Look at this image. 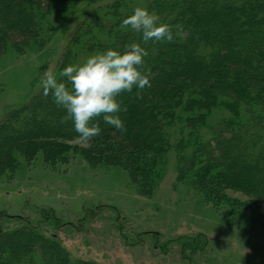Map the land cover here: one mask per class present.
<instances>
[{
    "label": "trees",
    "instance_id": "1",
    "mask_svg": "<svg viewBox=\"0 0 264 264\" xmlns=\"http://www.w3.org/2000/svg\"><path fill=\"white\" fill-rule=\"evenodd\" d=\"M56 5L70 1L0 0V55L49 41L43 32L51 26L43 17ZM135 8L115 0L100 9L101 21L82 22L70 40L62 69L79 51H123L135 42L149 53L144 67L151 87L117 97L125 130L95 118L102 132L87 142L83 157L126 171L137 193L150 198L174 152L179 182L264 225V0H149L142 8L171 27V43L145 42L121 28ZM65 115L42 91L12 110L0 123V180L17 170L20 157L52 168L69 164L72 143L80 141L72 121L62 122ZM227 191L252 202L232 203ZM0 264L97 263L73 260L59 242L26 224L0 230Z\"/></svg>",
    "mask_w": 264,
    "mask_h": 264
},
{
    "label": "rangeland",
    "instance_id": "2",
    "mask_svg": "<svg viewBox=\"0 0 264 264\" xmlns=\"http://www.w3.org/2000/svg\"><path fill=\"white\" fill-rule=\"evenodd\" d=\"M69 1L43 17L51 26L43 32L49 41L0 55V123L42 91L46 70L59 78L77 28L91 18L101 21L100 9L115 2ZM129 1L142 8L149 0ZM94 54L79 51L72 65ZM72 146L69 164L52 168L42 159L27 163L20 157L17 170L0 180V230L27 224L59 242L73 260L97 264H264L262 222L231 204L216 206L179 182L174 152L148 198L137 193L126 171L89 163L82 155L89 143ZM227 196L232 203L252 202L241 192Z\"/></svg>",
    "mask_w": 264,
    "mask_h": 264
},
{
    "label": "clouds",
    "instance_id": "3",
    "mask_svg": "<svg viewBox=\"0 0 264 264\" xmlns=\"http://www.w3.org/2000/svg\"><path fill=\"white\" fill-rule=\"evenodd\" d=\"M121 28H130L141 34L143 41L171 43L174 40L169 25L146 8L136 7L133 14L123 19ZM148 50L138 43L126 45L123 51L108 48L90 55L83 64L64 67L59 78L46 70L40 87L43 95H51L58 108L66 115L62 122L71 120L77 140L89 142L101 135L102 129L93 121L102 117L103 122L117 131H124V121L118 113L124 111L117 97L123 93H137L151 87L149 71L145 69Z\"/></svg>",
    "mask_w": 264,
    "mask_h": 264
}]
</instances>
